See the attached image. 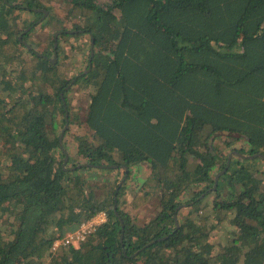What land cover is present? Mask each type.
Instances as JSON below:
<instances>
[{"label":"trees","instance_id":"trees-1","mask_svg":"<svg viewBox=\"0 0 264 264\" xmlns=\"http://www.w3.org/2000/svg\"><path fill=\"white\" fill-rule=\"evenodd\" d=\"M111 1L65 0V18L41 23L57 18L60 35L38 50L37 24L18 10L45 6L0 0V264H264V157L227 167L213 145L226 135V147L264 154V0ZM83 34L87 65L73 75L64 46ZM75 86L90 90L84 115ZM144 161L153 172L130 205L158 191L161 208L139 223L119 179L92 171ZM101 211L107 222L84 240L55 246Z\"/></svg>","mask_w":264,"mask_h":264},{"label":"rangeland","instance_id":"rangeland-1","mask_svg":"<svg viewBox=\"0 0 264 264\" xmlns=\"http://www.w3.org/2000/svg\"><path fill=\"white\" fill-rule=\"evenodd\" d=\"M40 1L45 6V8H48V12L46 13L45 17H44V14L42 16L41 15L39 16L38 14L32 15L27 11L22 12V11L18 10V12H21V19L22 20L25 19V20L37 21L36 22V24H37L36 29L37 30H36L35 34L33 35V37L35 40H40L39 41L40 45L37 46V49L38 50H44V49H47V47H50V45L52 43L53 39L51 36H52V34L56 33V29L54 28V26L56 27L59 24L57 18H65L68 14L69 6L65 2V0H40ZM98 1L101 5L110 4L112 2L111 0H98ZM14 2H16V4H19L20 0H14ZM49 15H53L57 18L52 17L54 19L53 24H50V26H47L44 28L43 25H41V23H43L48 18ZM34 17H35V19H34ZM58 34L60 35V33H58ZM33 37H32V39H33ZM83 41H86L85 42L86 52H85L84 60L81 61L80 60L81 55L79 53H78V55L75 54L76 53L75 47L78 44H80V45L84 44V43H82ZM88 46H89L88 36L86 34H83L80 37H74L68 43L65 44L64 49L68 51L67 55H69L68 57L71 58L70 62H72V64H73V67L70 66V68H71L70 72L73 73V75H75L77 73H81V71H84V69L87 65ZM53 59L57 60L56 57H54ZM89 93H90V90L88 87L80 88L79 86H75L73 89V92L71 94L72 104L79 105L81 115L85 114L86 109L88 107ZM63 131L64 130L62 129V132ZM78 132H80V130L76 131V134H78ZM229 137L230 136H226V135L217 137V139L214 140L213 145L216 146L217 149L222 151L223 154H227L229 152L228 156H230V154L232 153V150H235L237 148L246 147V143H244L243 140H239V139H237V140L235 139L232 142L231 146L226 147L225 140H227V139L230 140ZM77 143H78V141L76 139L74 140L73 135H72V137L68 136L67 138H65L66 146H68L70 151L71 150L74 151L73 153L76 152ZM66 151H67V149H66ZM67 153H68V151H67ZM75 155H76V157H74V155H73L74 159H77L80 161H82V159H84L82 156L78 155L77 152L75 153ZM71 166H73V165H71ZM138 168L140 170L135 171L134 175L138 174L139 177H137V178L131 177L130 180L127 182V185L125 187L126 191L123 194V197L125 198L124 199V207H125V210L131 211V215L134 218H136L137 222L144 223V222L148 221L149 219L153 218L154 216H156L158 214V212L160 211V208H161L160 192H158V191L155 192V194L152 195L151 198L147 202H145L140 208L132 209V207L130 205L131 200L133 199V197L136 193H138L142 190L141 187L143 186V183H142L143 180L145 178H149L152 175V173L151 174L148 173V170L146 167L138 166ZM261 170H264V164L261 166ZM92 175H93V179L95 178L96 182H98V181L101 182V180H103L104 178H110V179L118 178L119 179L118 182H120V181H122V176L124 175V172L123 171L103 172L102 170H97L94 174L92 171ZM263 178H264V175H263ZM137 183L138 184L141 183V186L139 187ZM137 187H138V189H137ZM188 196L189 195H183L181 199L186 200ZM184 212H187V210H184ZM180 218H181V215H180ZM221 226L222 227H220L219 229H217L216 232L213 233V238H212V240L219 247L222 244H226L227 241L232 236L231 230H229L230 225H228L227 222H224Z\"/></svg>","mask_w":264,"mask_h":264},{"label":"built area","instance_id":"built-area-1","mask_svg":"<svg viewBox=\"0 0 264 264\" xmlns=\"http://www.w3.org/2000/svg\"><path fill=\"white\" fill-rule=\"evenodd\" d=\"M107 219V213L101 211L90 220L81 223L80 227L75 232L68 234L65 238L57 240L55 246L79 243L81 240H84L88 234L94 232L99 225L105 223Z\"/></svg>","mask_w":264,"mask_h":264},{"label":"flooded vegetation","instance_id":"flooded-vegetation-1","mask_svg":"<svg viewBox=\"0 0 264 264\" xmlns=\"http://www.w3.org/2000/svg\"><path fill=\"white\" fill-rule=\"evenodd\" d=\"M40 9V8H39ZM37 21H35V23H36ZM237 149H242V148H237ZM232 152H234V154L232 155V158L235 156V154H237V152H238V150H232ZM238 155V154H237ZM240 156V155H239ZM232 161V160H231ZM227 164H228V161H227ZM138 166H141V167H146L147 168V170H148V173H149V167L146 165V164H139ZM138 166L136 167H132V168H129V167H126V168H124V167H118V169H119V171H123L124 172V175L122 176V181H120L119 183H120V185L121 186H125L126 187V185H127V182L130 180V178L131 177H135V178H137V177H139V175L137 174V175H134L135 174V171H138V170H140L139 168H138ZM113 172H115V171H113ZM149 179V178H148ZM138 180V179H137ZM138 184V183H137ZM138 186L140 187L141 186V183L140 184H138ZM143 186H144V184H143ZM142 186V187H143ZM125 187H124V193H125V191H126V189H125ZM141 187V188H142ZM137 189H138V187H137ZM184 204V203H183Z\"/></svg>","mask_w":264,"mask_h":264},{"label":"water","instance_id":"water-1","mask_svg":"<svg viewBox=\"0 0 264 264\" xmlns=\"http://www.w3.org/2000/svg\"><path fill=\"white\" fill-rule=\"evenodd\" d=\"M55 47H57V44H55ZM55 57H57V56H55ZM66 116L68 117V114H67ZM67 126H68V124H66V127H67ZM66 127H65V128H66ZM63 133H64V131L61 133V136H60V141H61V142L63 141ZM223 133H224V134H229L227 131H226V132H223ZM61 144L63 145V143H61ZM63 149H64V151H65V153H66V156H65V159H64V166H66V163H67V161H68V159H69V155H68V153H67V151H66V149H65L64 146H63ZM233 154H234V152H232V153L230 154V156H229L227 167L229 166V164H230V162H231V158H232V155H233ZM237 154L240 155V156L243 157V158H252V157H255V156H263V157H264V154L245 155V154H242V153H240V152H237ZM142 164H146V165L149 167V174H151V173L153 172V168H152V164H151V163H148V162L144 161V162H142ZM226 169H227V168H226ZM221 173H222V172H220V173L217 174V176H216L215 187H216L217 181H218L219 176H220Z\"/></svg>","mask_w":264,"mask_h":264},{"label":"clouds","instance_id":"clouds-1","mask_svg":"<svg viewBox=\"0 0 264 264\" xmlns=\"http://www.w3.org/2000/svg\"><path fill=\"white\" fill-rule=\"evenodd\" d=\"M37 11H41V12H44V17H45V15H46V13L48 12V9L47 8H43V7H40V9L38 8V9H36ZM59 32H57L56 33V37L59 35L58 34ZM238 152H240V151H238ZM241 153V152H240ZM243 154V153H242ZM235 155H237V154H235ZM245 155H248V154H245ZM241 157V156H240ZM229 159V158H228ZM231 160H232V158H231ZM106 212V211H105ZM100 213V212H99ZM108 220V219H107ZM107 222V221H106ZM105 222V223H106ZM104 224V223H103Z\"/></svg>","mask_w":264,"mask_h":264}]
</instances>
